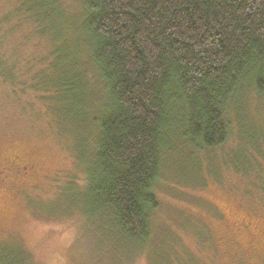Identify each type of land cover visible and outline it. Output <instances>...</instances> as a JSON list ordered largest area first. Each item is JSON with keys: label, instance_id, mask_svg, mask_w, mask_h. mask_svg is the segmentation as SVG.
<instances>
[{"label": "rangeland", "instance_id": "obj_1", "mask_svg": "<svg viewBox=\"0 0 264 264\" xmlns=\"http://www.w3.org/2000/svg\"><path fill=\"white\" fill-rule=\"evenodd\" d=\"M53 5L62 22L74 16L70 29L42 33L23 0H0V170L17 158L38 166L29 180L0 173V264H264V95L250 89L232 99L229 138L211 150L185 138L175 108L147 248L87 217L81 160L97 131L87 108H99L104 89L84 48L70 50L79 67L57 65L60 47L78 34L83 6ZM58 76L80 80L85 123L73 110L65 120L54 111L49 82Z\"/></svg>", "mask_w": 264, "mask_h": 264}, {"label": "trees", "instance_id": "obj_2", "mask_svg": "<svg viewBox=\"0 0 264 264\" xmlns=\"http://www.w3.org/2000/svg\"><path fill=\"white\" fill-rule=\"evenodd\" d=\"M55 1L23 0L42 33L75 24L73 15L62 22ZM81 2L78 34L58 48L56 62L74 70L81 62L69 60L70 50L84 48L104 89L99 108H87L97 131L81 160L85 212L97 228L147 248L175 108L185 138L211 150L229 138L232 99L248 89L264 95V0ZM65 76L49 82L52 107L62 120L73 110L85 123L80 80Z\"/></svg>", "mask_w": 264, "mask_h": 264}, {"label": "flooded vegetation", "instance_id": "obj_3", "mask_svg": "<svg viewBox=\"0 0 264 264\" xmlns=\"http://www.w3.org/2000/svg\"><path fill=\"white\" fill-rule=\"evenodd\" d=\"M38 171V166L28 161H25L21 158H17L13 161H10L7 165L1 166L0 173L3 177L10 179L11 176L19 175L26 180H29L33 177L34 172ZM6 182V180H3Z\"/></svg>", "mask_w": 264, "mask_h": 264}]
</instances>
